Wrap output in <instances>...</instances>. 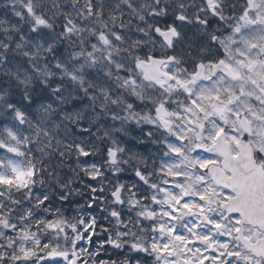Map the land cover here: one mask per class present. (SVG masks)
I'll use <instances>...</instances> for the list:
<instances>
[{"label": "clouds", "instance_id": "obj_1", "mask_svg": "<svg viewBox=\"0 0 264 264\" xmlns=\"http://www.w3.org/2000/svg\"><path fill=\"white\" fill-rule=\"evenodd\" d=\"M257 3L0 0V175L28 181L24 188L0 184V214L10 223L25 215L34 239L42 241L37 246L33 240L16 239L10 245L8 236L19 234L0 226V251L5 254L0 264H18L11 256L20 255V245L34 248L35 254L19 264H66L63 257L49 255L52 249L75 251L77 264H158L149 247L152 224L137 216L148 198L137 196V206L128 203L131 192H144L137 170L157 183L166 178L159 171L164 158L181 172L210 178V170L197 161L217 157L212 150L196 148L209 143L215 121H204V128L187 124L182 107L187 95L170 88L175 81L163 76L146 78L152 67L149 57L165 61L162 71L189 79L195 65L222 56L221 41L245 9L256 21L254 27H264L257 19L264 17V3ZM138 61L146 63L138 67ZM161 105L181 116L163 117ZM262 107L257 105L255 116L248 115L247 127L229 129V136L239 140L231 143L232 163L249 178L255 193L253 219L242 225L241 237L247 239L231 241L249 257L241 264H264L259 251L264 249ZM170 143L181 148L179 156L168 152ZM76 144L89 153L87 159ZM17 171L24 175L18 177ZM118 186L121 202L112 197ZM91 188L96 189L94 206H89ZM113 211L120 215L113 217ZM92 218L94 229L81 225ZM57 219L63 231L49 230L45 221ZM43 243L50 247L43 249Z\"/></svg>", "mask_w": 264, "mask_h": 264}, {"label": "snow or ice", "instance_id": "obj_2", "mask_svg": "<svg viewBox=\"0 0 264 264\" xmlns=\"http://www.w3.org/2000/svg\"><path fill=\"white\" fill-rule=\"evenodd\" d=\"M248 2L249 7L259 6L257 0ZM260 3H264V0H260ZM209 4H212V0H209ZM257 19L264 24V17L258 16ZM253 25H256V21L248 18V9H245L231 34L221 41L222 56L195 65L189 79L162 71L159 66L165 61L149 57L152 67L146 69V78L163 76L165 80L175 81L174 85H169L170 88L178 87L187 95V103L182 106L183 112L186 113L183 118L187 124L204 128V121L209 118L215 121L214 132L207 137L209 143H198L196 148L212 150L217 157L197 161L201 169L210 170V178L203 174L181 172L177 170L178 165L164 158L161 159L159 171L166 178L157 183H150L143 172L137 170L136 175L144 185V192H131L128 203L137 206L145 195L148 198V201L141 205L142 210L137 216L152 224L154 235L149 247L156 254L158 264H241V261H249L247 255L235 250L231 241L234 238L247 239L241 237L242 225L253 219L252 205L255 193L249 178L232 163L234 155L231 143L239 144V140L235 136H229V129L237 124L247 127L248 115L255 116L257 105H264V27ZM145 63L138 61L137 66ZM157 83L163 84L164 80L157 79ZM158 110L163 111V117L181 116L179 112L169 113L163 105ZM260 111L264 112V107ZM163 117L162 120L167 126L168 121ZM177 139L182 141L184 136L177 134ZM197 139H200L199 133ZM76 148L81 158L87 159L89 153L86 149L80 144H76ZM167 148L173 157L181 154V148L177 144L170 143ZM111 152L109 149V154ZM167 156L168 153H165V157ZM187 159L185 156L184 160ZM16 174L18 177L24 175L18 171ZM28 174H33L32 169H29ZM13 183L24 188L28 181H13L10 177L0 175V184ZM90 190L93 197L89 206H94L92 202L95 200L96 189ZM121 194L122 189L118 186L116 191L112 192V197L121 202ZM260 211H264V208ZM27 215L31 218L32 213L29 211ZM111 215L118 217L120 214L113 211ZM42 219L43 217L36 220V224L39 225ZM17 220L18 223H10L0 214V226L19 234L9 235L8 243L11 245L16 239L33 240L40 246L42 241L34 239L35 234L29 230L30 225L25 215H19ZM45 223L49 230L60 228L63 231L62 221L59 219L47 220ZM81 225L94 229L95 219L87 222L81 220ZM69 227L75 230L74 225ZM87 234L86 231L84 235ZM49 247L48 243H43V249ZM259 251L264 253V249ZM17 252L20 255L14 252L11 260L19 264L34 255L35 249L20 245ZM49 255L63 257L66 264H77L75 251L68 253L52 249ZM4 257V252L0 251V260H4Z\"/></svg>", "mask_w": 264, "mask_h": 264}, {"label": "rangeland", "instance_id": "obj_3", "mask_svg": "<svg viewBox=\"0 0 264 264\" xmlns=\"http://www.w3.org/2000/svg\"><path fill=\"white\" fill-rule=\"evenodd\" d=\"M46 242V241H45Z\"/></svg>", "mask_w": 264, "mask_h": 264}]
</instances>
